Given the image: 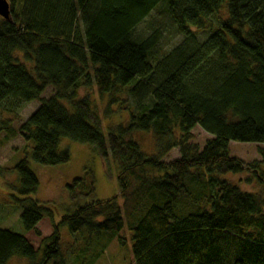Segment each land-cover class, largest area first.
<instances>
[{
  "label": "trees",
  "instance_id": "1",
  "mask_svg": "<svg viewBox=\"0 0 264 264\" xmlns=\"http://www.w3.org/2000/svg\"><path fill=\"white\" fill-rule=\"evenodd\" d=\"M8 1L10 18L0 16V108L18 115L40 103L19 129L3 128L26 142L11 170L21 184L15 200L26 233L40 236L37 226L49 218L54 234L36 250L24 235L0 229V264H87L80 240L103 242L101 255L126 229L136 264H264V150L251 163L230 150L232 142L264 145V0ZM174 36L179 42L167 49ZM49 87L55 94L45 99ZM93 87L108 96V113L119 94L142 109L120 101L128 121L105 128L91 96L79 97ZM196 127L211 136L203 148L192 143ZM139 134L153 136V153ZM64 138L94 146L116 169L120 193L86 201L96 192L86 173L68 186L74 210L57 221L55 204L30 197L40 185L30 159L68 163L70 153L59 150ZM174 149L179 157L165 161ZM63 227L79 245L72 261Z\"/></svg>",
  "mask_w": 264,
  "mask_h": 264
},
{
  "label": "rangeland",
  "instance_id": "2",
  "mask_svg": "<svg viewBox=\"0 0 264 264\" xmlns=\"http://www.w3.org/2000/svg\"><path fill=\"white\" fill-rule=\"evenodd\" d=\"M158 17V13L154 17ZM213 18V22H216ZM163 27L169 22L163 16L160 19ZM146 25H144V28ZM143 26L139 28V32ZM168 29V28H167ZM166 38L170 36L169 31L165 33ZM179 42V38L174 36L165 44L167 49L173 47ZM55 94L53 87H49L43 94V98L49 99ZM91 96L94 113L102 122L105 128L119 124H126L129 119V112L123 110L119 102L127 100L129 106L133 111L142 109L139 101L133 97H128L125 94L117 95L118 103L111 104V111L109 109V98L105 96L102 98L97 90L93 87L90 89L82 88L79 90V97ZM146 104V100L143 101ZM40 107V103L35 101L26 106L18 115L10 114L0 108V142L3 143L0 149V229H7L13 232L24 235L35 247L39 250L43 246V240L51 237L54 234V226L49 218L43 219L37 226L40 236L34 231L26 233L21 222V215L23 210L18 205L15 199H20L22 196L18 191L21 187L19 175L12 172L20 160L25 157L26 151H23L26 142L22 135L8 139L4 127L11 126L19 129ZM192 143L204 147L206 142L211 136L206 133L202 128L196 127L192 131ZM141 142L144 150L147 152H154V140L151 134L137 136ZM60 152L68 151L70 153V161L68 163L60 164L57 166H42L35 163L32 159L31 168L37 174L40 185L36 193L30 195L32 199L38 200L42 203L55 204L59 212L56 215V220L60 219L62 214L74 210L75 205L70 196V188L68 186L73 184L77 178H82L86 173H91L96 181V192L89 200H106L114 197L120 193V186L118 182L117 171L112 165H105L102 162L99 152L90 144H82L75 142L71 139L64 138L60 143ZM232 156L243 160L246 163H251L256 160H261V150H264V145L260 144H242L232 142L230 144ZM29 151V150H28ZM31 154V153H30ZM180 155L178 149H174L168 155L165 161L170 162L178 158ZM245 176L235 177L234 179L241 181ZM244 189H250L249 185L242 183ZM74 242L73 236L70 234L67 227L62 228V247L67 255L68 261H72L71 253L79 245ZM82 244V252L79 256L80 260L86 261L87 264H136L133 253L132 234L126 229L122 232L116 240H114L105 252L100 255L102 243L94 242L89 245V241L80 240ZM74 245V246H72ZM78 255V254H77ZM74 256V254H73ZM8 264H31L28 259L13 258Z\"/></svg>",
  "mask_w": 264,
  "mask_h": 264
},
{
  "label": "water",
  "instance_id": "3",
  "mask_svg": "<svg viewBox=\"0 0 264 264\" xmlns=\"http://www.w3.org/2000/svg\"><path fill=\"white\" fill-rule=\"evenodd\" d=\"M11 14L10 3L8 0H0V16L9 19Z\"/></svg>",
  "mask_w": 264,
  "mask_h": 264
}]
</instances>
